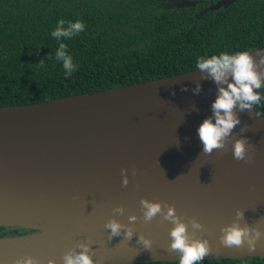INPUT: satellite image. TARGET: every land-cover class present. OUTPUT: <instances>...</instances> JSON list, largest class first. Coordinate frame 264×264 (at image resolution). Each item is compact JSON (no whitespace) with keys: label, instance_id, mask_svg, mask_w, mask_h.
<instances>
[{"label":"water","instance_id":"water-1","mask_svg":"<svg viewBox=\"0 0 264 264\" xmlns=\"http://www.w3.org/2000/svg\"><path fill=\"white\" fill-rule=\"evenodd\" d=\"M236 1L219 0L203 12ZM257 51L264 46L247 52L258 60ZM197 82L201 92L194 95ZM215 96L214 83L201 81L195 69L0 107V227L33 231L0 238V264L24 257L62 264L79 243L90 245L94 264L177 262L178 254L168 251L173 225L160 216L144 223L141 198L174 206L185 223L192 217L202 224L196 238L207 239L211 249L203 260L264 258V237L252 250L219 242L220 229L238 209L241 227L264 233V116L254 109L238 113L227 151L205 155L196 129L211 115ZM241 136L251 146L249 163L232 156L231 142ZM122 168L128 169L127 187L121 186ZM118 206L124 215L113 214ZM130 215L137 216L132 224ZM110 219L131 227L132 239L109 240L104 224ZM141 235L151 240L149 250L137 243Z\"/></svg>","mask_w":264,"mask_h":264},{"label":"trees","instance_id":"trees-1","mask_svg":"<svg viewBox=\"0 0 264 264\" xmlns=\"http://www.w3.org/2000/svg\"><path fill=\"white\" fill-rule=\"evenodd\" d=\"M176 1L0 0V107L146 82L195 70L198 56L264 46V0H237L206 12L219 0ZM60 20H82L84 31L57 41L51 33ZM61 42L75 65L67 77L55 60ZM258 91L262 100L253 109L264 116V87ZM31 232L0 227V238ZM199 264H264V258Z\"/></svg>","mask_w":264,"mask_h":264},{"label":"clouds","instance_id":"clouds-1","mask_svg":"<svg viewBox=\"0 0 264 264\" xmlns=\"http://www.w3.org/2000/svg\"><path fill=\"white\" fill-rule=\"evenodd\" d=\"M85 25L82 20L70 22L66 20L58 21L51 35L57 41L70 40L84 31ZM257 60L249 52H236L229 54L227 52L219 55H212L210 58H196V68L200 73V80H208L214 83L216 87L215 100L211 103V115L205 118L196 129L198 139L202 145V152L205 155H211L214 151L224 153L227 151L226 144L234 129L240 125L238 113L252 111L253 107L262 100L259 91L264 87V51H257ZM55 60L62 64L65 76H70L75 71L73 58L67 54V45L59 43V47L55 53ZM38 68L44 67V61L37 63ZM182 90L187 91V88ZM194 95L201 92V85L196 83V87L192 89ZM193 110L194 106H193ZM250 144L246 138L242 136L231 142L232 156L236 161L249 163L248 152ZM132 174L136 175V169L133 168ZM128 169L120 170L121 186L127 187L129 180L127 176ZM139 207L142 213L144 223H150L155 217L160 216L162 221L168 222L173 227L168 235L170 243L168 245L169 252L178 254V264H199L211 249L207 239H197L196 233L203 232L204 227L194 218L188 217L185 223L180 216L177 215L175 207L167 203L163 205L160 202H150L147 199L139 200ZM123 206L112 209L114 215H124ZM244 214L239 209L235 212L233 222L220 229L221 235L219 242L224 247H243L245 244L248 250L255 249L257 243L264 237V233L254 227L245 224L240 226L239 221L242 220ZM129 224L137 220V216H128ZM191 226L192 233L188 232ZM104 228L108 231V238L123 235V239L131 240L134 231L131 227L121 224L115 219H110L104 224ZM137 243L144 249L149 250L152 242L143 235L138 236ZM79 249V251H77ZM62 264H94L91 256V249L88 243H79L74 248L69 249L61 257ZM15 264H40V262L32 257H24L17 259ZM48 264H54L49 260Z\"/></svg>","mask_w":264,"mask_h":264},{"label":"rangeland","instance_id":"rangeland-1","mask_svg":"<svg viewBox=\"0 0 264 264\" xmlns=\"http://www.w3.org/2000/svg\"><path fill=\"white\" fill-rule=\"evenodd\" d=\"M180 2L182 3V2H187V1L186 0H180V1H176L175 4L178 5Z\"/></svg>","mask_w":264,"mask_h":264},{"label":"flooded vegetation","instance_id":"flooded-vegetation-1","mask_svg":"<svg viewBox=\"0 0 264 264\" xmlns=\"http://www.w3.org/2000/svg\"><path fill=\"white\" fill-rule=\"evenodd\" d=\"M188 3H191V2H189L188 0H186ZM185 3V2H184ZM191 5V4H190ZM178 6H179V4H178Z\"/></svg>","mask_w":264,"mask_h":264},{"label":"bare ground","instance_id":"bare-ground-1","mask_svg":"<svg viewBox=\"0 0 264 264\" xmlns=\"http://www.w3.org/2000/svg\"><path fill=\"white\" fill-rule=\"evenodd\" d=\"M245 112H248V111H245Z\"/></svg>","mask_w":264,"mask_h":264}]
</instances>
